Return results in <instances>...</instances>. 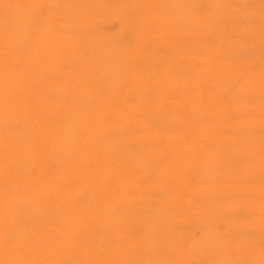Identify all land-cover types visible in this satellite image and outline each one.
Wrapping results in <instances>:
<instances>
[{
	"label": "bare ground",
	"instance_id": "bare-ground-1",
	"mask_svg": "<svg viewBox=\"0 0 264 264\" xmlns=\"http://www.w3.org/2000/svg\"><path fill=\"white\" fill-rule=\"evenodd\" d=\"M0 264H264V0H0Z\"/></svg>",
	"mask_w": 264,
	"mask_h": 264
}]
</instances>
